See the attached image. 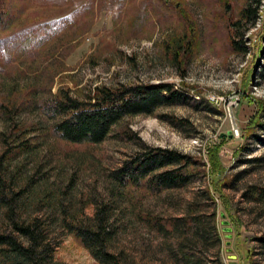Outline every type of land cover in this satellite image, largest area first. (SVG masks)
I'll list each match as a JSON object with an SVG mask.
<instances>
[{
	"label": "rangeland",
	"instance_id": "obj_1",
	"mask_svg": "<svg viewBox=\"0 0 264 264\" xmlns=\"http://www.w3.org/2000/svg\"><path fill=\"white\" fill-rule=\"evenodd\" d=\"M243 6L245 0H0V38L8 39L0 49V233L12 230V218H37L49 264H113L94 258L63 224L94 229L101 212L116 264H264V132L252 143L242 132L255 114L252 98L264 100V0L254 21L234 28ZM65 17L59 32L31 40L36 26ZM188 23L199 42L182 74L169 47ZM119 83L184 84L194 100L214 105L127 117L98 145L53 135L54 120L39 105L50 91L68 87L82 96ZM162 114L183 124L161 122ZM126 128L130 140L117 135ZM221 140L228 211L206 192V148ZM146 147L187 155L197 179L156 195L119 191L111 175Z\"/></svg>",
	"mask_w": 264,
	"mask_h": 264
},
{
	"label": "trees",
	"instance_id": "obj_2",
	"mask_svg": "<svg viewBox=\"0 0 264 264\" xmlns=\"http://www.w3.org/2000/svg\"><path fill=\"white\" fill-rule=\"evenodd\" d=\"M260 7L261 0H245V6L239 11L238 19L231 21V26L236 28L240 27L242 22L254 21L259 15ZM66 21L65 17L44 26H36L31 40L39 43L51 37L59 32ZM30 35L31 33L23 36ZM18 39L20 37H17L16 41ZM7 42L8 39L0 38V49H3ZM198 42V31L190 23H188L187 32L172 41L171 48L169 47L171 58L182 74L189 58L194 55ZM229 42L232 50L237 52L239 43L232 31H230ZM258 56L264 58V51ZM259 62L257 61L256 64ZM261 78L264 80V66ZM76 90L81 92L80 88ZM197 98L194 100L185 91L184 84L180 88H175L171 85L145 87L119 83L111 87L97 85L82 96L73 95L68 87H59L55 93L50 91L49 96L42 99L39 105L44 114L54 120L51 131L60 140L71 144L98 145L105 141L114 128L127 117L151 115L160 107H199L205 103L214 105L213 102H206L199 96ZM252 101L255 114L242 129L244 139L247 142L249 138L250 143L259 140L261 133L264 132V100L252 98ZM157 118L172 127L183 124L176 117L165 114L158 115ZM117 135L127 140L133 136L128 128L118 131ZM223 142L221 140L219 144L206 148L210 166L208 177L211 180L206 192L213 199L217 197L228 211V201L222 193V188L228 184L220 158ZM195 170V163L187 155L174 150L146 147L140 155L125 162L121 169L115 171L111 179L119 191L144 188L156 195L183 188L195 181L198 177V172ZM2 198L0 196V199ZM96 218L97 223L94 229L83 227L77 221L64 220L63 224L83 247L90 250L94 258L116 264L115 256L106 251V236L109 234L105 228L106 219L101 212L96 214ZM150 220L158 224L156 219ZM150 220L147 218L146 221L151 223ZM11 228L12 230L8 233H0V264H49L46 258H51V249L39 219L19 222L12 218ZM259 240L264 245V238Z\"/></svg>",
	"mask_w": 264,
	"mask_h": 264
}]
</instances>
